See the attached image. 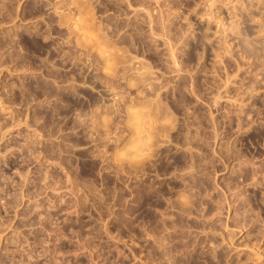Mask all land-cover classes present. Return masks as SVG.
I'll return each instance as SVG.
<instances>
[{
    "label": "rangeland",
    "instance_id": "rangeland-1",
    "mask_svg": "<svg viewBox=\"0 0 264 264\" xmlns=\"http://www.w3.org/2000/svg\"><path fill=\"white\" fill-rule=\"evenodd\" d=\"M263 232L264 0H0V264H264Z\"/></svg>",
    "mask_w": 264,
    "mask_h": 264
},
{
    "label": "bare ground",
    "instance_id": "bare-ground-1",
    "mask_svg": "<svg viewBox=\"0 0 264 264\" xmlns=\"http://www.w3.org/2000/svg\"><path fill=\"white\" fill-rule=\"evenodd\" d=\"M178 195H179V194H178ZM173 199H174V198H173ZM178 200H179V199H178ZM175 201H177V199H176ZM181 201H182V200H181ZM169 202H170V201H169ZM172 203H173V205L175 206L174 201H173ZM180 203H181V202H180ZM180 203H177V205H180ZM182 203H183V202H182ZM182 203H181V206H183V205L185 204V203H184V204L182 205ZM171 205H172V204H171V202H170V207H171ZM184 206H185V205H184ZM184 206H183L182 209L185 210ZM177 207H178V209H179V206H177ZM185 207H186V206H185ZM174 208H175V207H173V209H174ZM182 209H180V210L182 211ZM186 210H187V207H186ZM186 210H185V211H186ZM181 213H182V212H181ZM169 220H170V219H169ZM169 220H163V221H168V222H169ZM172 220H173V219H172ZM177 220H179V219H177ZM177 220H174V221H176V222H179V221H180V220H179V221H177ZM174 221H171V220H170V224L174 223ZM163 223H164V222H163ZM166 223H167V222H166ZM179 223H181V222H179ZM179 223H176V224H179ZM161 224H162V222H161ZM176 224H175V225H176ZM175 225H174V226H175ZM176 226H177V225H176ZM176 226H175V228H176ZM178 226H179V225H178ZM211 226H212V225H211ZM179 227H180V226H179ZM213 227H214V226H213ZM163 228H165V227L163 226ZM172 228H173V227H172ZM172 228H171V230H172ZM177 228H178V227H177ZM177 228H176V229H177ZM207 228H209V226H207ZM165 230H166V229H165ZM173 230H175V229H173ZM173 230H172V231H173ZM163 231H164V229H163ZM166 231H168V229H167ZM169 231H170V229H169ZM172 231H171V232H167V233H170V235H171ZM177 231H179V229H177ZM177 231H175V232H177ZM173 232H174V231H173ZM175 232H174V233H175ZM163 233H164V232H163ZM181 233H182V232H181ZM263 233H264V232H263ZM165 234H166V232H165ZM166 235H169V234H166ZM261 235H262V234H261ZM263 235H264V234H263ZM163 236H164V234H163ZM172 236H173V234H172ZM180 236H181V235H180V233H179V237H180ZM168 237H170V236H167L166 238H168ZM176 237L178 238V233H177V236H175V238H176ZM261 237H262V236H261ZM162 238H163V237H162ZM170 238H172V237H170ZM175 238H174V239H175ZM177 238H176V240H177ZM164 239H165V237H164ZM168 239H169V238H168ZM174 239L172 238V241H175ZM162 240H163V239H162ZM170 240H171V239H169L168 242L170 243V245H172V243L170 242ZM163 241H164V240H163ZM182 241H183V240H182ZM161 242H162V241H161ZM177 242H178V240L176 241V243H177ZM179 242H181V241H179ZM169 243H168V244H169ZM176 243L174 242V245H176ZM183 243H184V242H183ZM174 245H173V246H174ZM180 245H181V244H180ZM180 245L177 244L176 246H180ZM186 245H187V244H186ZM183 246H184V245H183ZM177 248H178V247H177ZM251 248H252V247H251ZM253 249H254V248H253ZM253 249H252V250H253ZM253 251H254V250H253ZM255 251H256V252H255ZM255 251H254V252L257 253V250H255ZM258 253H260V252H258ZM219 260H220V259H219ZM224 261H225V260H224ZM238 261H240V262H244V261H242V260H238ZM238 261H237V262H238ZM245 261H246V260H245ZM218 262H219V261H218ZM220 262H221V261H220ZM222 262H223V261H222ZM225 262H226V261H225ZM233 262H234V261H233ZM233 262H232V263H233ZM237 262H236V263H233V264H238L239 262H238V263H237ZM220 264H222V263H220ZM226 264H227V263H226ZM229 264H231V263H229ZM239 264H240V263H239ZM241 264H243V263H241ZM246 264H247V263H246Z\"/></svg>",
    "mask_w": 264,
    "mask_h": 264
}]
</instances>
